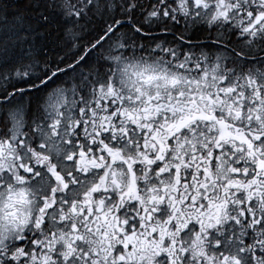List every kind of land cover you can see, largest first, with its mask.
<instances>
[{
    "label": "snow or ice",
    "instance_id": "1",
    "mask_svg": "<svg viewBox=\"0 0 264 264\" xmlns=\"http://www.w3.org/2000/svg\"><path fill=\"white\" fill-rule=\"evenodd\" d=\"M0 264H264V0H0Z\"/></svg>",
    "mask_w": 264,
    "mask_h": 264
}]
</instances>
